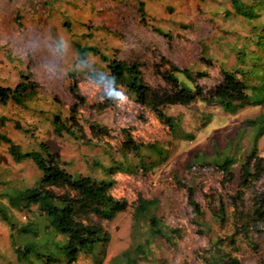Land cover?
<instances>
[{
    "label": "rangeland",
    "instance_id": "obj_1",
    "mask_svg": "<svg viewBox=\"0 0 264 264\" xmlns=\"http://www.w3.org/2000/svg\"><path fill=\"white\" fill-rule=\"evenodd\" d=\"M243 1L254 4L264 0ZM139 2L146 11L144 24L138 19ZM263 19L261 13L255 22L242 20L232 14L227 0H0V86H17L22 73L35 89L26 109L12 103L0 106V120L4 118L0 134L23 150L44 143L60 156L68 175L96 180L106 179L104 169L113 161H121L117 150L127 138L138 145L169 144L167 161L150 176H113L110 195L121 199L124 208L111 221L93 214L88 204L70 205L72 225L95 228L107 237L105 244L97 246L91 255L81 254L75 264H116L114 259L137 242L132 232L134 207L139 201L151 199L159 201L158 218L162 225L181 230V236L175 248L161 239L151 241L147 259L137 264H264V235L251 232L247 238L237 236L234 244L229 243L243 229L238 213L250 209L249 192L233 208L222 198L226 220L219 223L214 218L220 204L217 198L229 199L234 185L230 190L221 186V176L212 168L192 173L184 170L194 153L212 156L213 144L217 150H225L228 140L242 132L233 168L237 183L238 169L251 150L253 135L240 126L244 120L263 113L264 106L246 107L232 116L216 104L179 102L174 85L163 76L171 66L193 76L205 73V77L196 79L198 99L207 97L211 101L215 95H240L234 86L224 83L221 71L234 67L235 51L249 45L252 26ZM75 44L93 47L107 59L135 64L146 87V101L175 100L163 112L179 117L182 128L192 133L194 140L183 144L171 140L168 128L157 115L130 100L116 82L121 99L106 98L107 89L102 82L111 78L106 65L92 55L87 57L88 66L79 64ZM90 73L102 75L104 80H93ZM54 116L90 144L57 137L51 125ZM15 123L28 133H18ZM256 155L262 160V167L256 171L261 177L254 190L257 195H264V136L257 143ZM39 176L31 163L15 165L6 146L0 144V184L7 183L10 189L28 188ZM63 187L54 185L53 191L79 198L84 204L89 202L78 190ZM184 187H191L192 197L204 211L200 230L190 223L193 216ZM12 218L16 223L24 222L21 213H13ZM136 240L141 237L137 235ZM22 241L23 238H16L18 245ZM0 264H20L9 229L1 221Z\"/></svg>",
    "mask_w": 264,
    "mask_h": 264
},
{
    "label": "trees",
    "instance_id": "obj_2",
    "mask_svg": "<svg viewBox=\"0 0 264 264\" xmlns=\"http://www.w3.org/2000/svg\"><path fill=\"white\" fill-rule=\"evenodd\" d=\"M232 14L239 16L246 22H255L264 14V1L247 4L243 0H227ZM138 19L144 24L146 11L142 2L138 3ZM249 45L244 50L235 51L236 61L231 70H222V78L226 85L234 86L240 95H215L211 101L207 97L197 98L199 87L196 79L205 77V73H192L185 69L171 66L164 73L165 80L173 84L179 102H200L216 104L228 115H235L246 107L260 108L264 106V19L262 23L252 26L250 36L247 38ZM77 62L88 66L87 57L96 56L106 65L109 77H114L118 86L129 95V99L136 101L144 109L155 113L159 120L168 128L171 140L180 144L194 140L192 133H187L181 126L179 117H171L163 111L168 105L175 104V100L153 103L146 101L144 94L146 87L141 81L142 75L139 68L131 63L118 62L107 59L93 47H83L75 44ZM93 80L102 81V75L90 73ZM20 82L13 88L0 86V106L9 103L26 109V103L34 94L33 85L27 82L28 76L19 73ZM212 93L208 96L210 97ZM161 95H159L160 98ZM161 102V104H160ZM209 117V116H208ZM55 135L59 138L74 139L84 144H90L83 139L80 133L70 127L59 116H54L51 122ZM4 126V118L0 120V127ZM241 130L251 131V150L244 157L238 169V180L235 182L233 168L236 165L235 154L237 152L239 134L235 133L227 143V149L217 150L213 144V154L208 156L204 152L194 153L186 162L184 170L192 173L203 168H212L221 176V186L227 190L234 185V190L228 193L225 199L219 196V208L214 218L219 223H224L225 203L227 200L232 208L237 206L246 191L249 192L250 209L239 210L243 229L230 238L229 243L234 244L238 237L247 238L253 232L264 235V195L255 193L254 186L261 173L262 160L258 158L257 143L264 136V112L252 119H246L240 126ZM18 133L27 134L18 123H15ZM236 135V136H235ZM235 136V137H234ZM0 144L6 146L7 154L15 165L31 163L39 173L37 181L28 188L10 189L7 183L0 184V221L5 223L10 232L11 244L14 247V255L20 264H75L78 257L91 255L97 246L105 244L106 234L100 233L95 228H79L69 222L71 204L88 207L90 211L103 220L111 221L124 208V202L110 195L109 189L114 185L113 176L124 173L129 175L142 173L145 176L153 174L168 159V143L159 142L149 144H137L131 138L122 143L118 151L121 161H113L110 167L104 169L106 179L96 180L91 177H81L78 174L68 175L64 170L60 156L52 152L44 143H37L36 148L23 150L7 136L0 134ZM64 186L78 190L88 203L84 204L79 198L71 199L68 195L58 194L53 191V186ZM187 202L192 212L190 223L200 230L204 211L200 204L192 197L191 187H184ZM34 207V209H33ZM159 201L157 199L139 201L132 213V232L134 244L123 251L114 259L116 264H137L147 259V248L151 241L164 240L171 248L176 247V241L181 236V230L163 226L158 218ZM21 213L24 222L16 223L13 213ZM199 232V231H198ZM137 235L141 240H136ZM16 238H23V243L18 245ZM221 241H217V244ZM256 246V245H255Z\"/></svg>",
    "mask_w": 264,
    "mask_h": 264
},
{
    "label": "clouds",
    "instance_id": "obj_3",
    "mask_svg": "<svg viewBox=\"0 0 264 264\" xmlns=\"http://www.w3.org/2000/svg\"><path fill=\"white\" fill-rule=\"evenodd\" d=\"M102 87L106 88L107 91L104 92V96L110 100H120L121 96L118 93L116 86H115V78H107V81L102 82Z\"/></svg>",
    "mask_w": 264,
    "mask_h": 264
}]
</instances>
